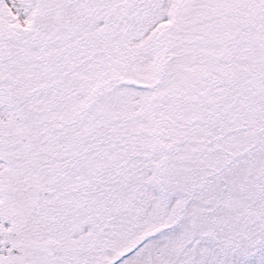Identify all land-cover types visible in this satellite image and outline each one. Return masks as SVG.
I'll list each match as a JSON object with an SVG mask.
<instances>
[{
	"label": "rangeland",
	"instance_id": "rangeland-1",
	"mask_svg": "<svg viewBox=\"0 0 264 264\" xmlns=\"http://www.w3.org/2000/svg\"><path fill=\"white\" fill-rule=\"evenodd\" d=\"M60 1L0 0V264H264L261 0H145L137 11L132 0H97L86 10L73 5L71 14L67 0L59 21ZM131 13L128 35L111 36ZM35 15L36 30L29 32ZM108 33L117 42L92 57V73L85 70L91 87L113 103L130 94L140 112L155 111L145 120L148 130L172 121L166 131L178 139L166 141L169 161L162 150L134 172L130 140L119 149L109 138L106 154L95 161L86 156L72 172L78 189L68 185L58 193L60 187L17 176L27 135L50 109L17 95V53L33 58L24 69L30 72L44 63L38 58L56 36L80 41L84 50L81 40ZM22 44H30L26 55ZM86 100L73 93L55 105L72 111ZM98 109L80 115L79 132L88 134L100 120ZM137 133V140L154 142ZM119 168L123 176L115 173ZM102 176L119 184L110 196L86 203L70 195Z\"/></svg>",
	"mask_w": 264,
	"mask_h": 264
},
{
	"label": "trees",
	"instance_id": "trees-1",
	"mask_svg": "<svg viewBox=\"0 0 264 264\" xmlns=\"http://www.w3.org/2000/svg\"><path fill=\"white\" fill-rule=\"evenodd\" d=\"M62 1L64 3L67 2V0ZM62 1H60L59 8L55 12V16L59 18V21L65 14ZM68 1V13L71 14L73 5L79 3V5L81 7L83 6V9H85L86 4L92 5L97 0ZM144 2L145 0H132L129 2V6H132L131 8L134 9V11L141 10L143 9ZM260 2L261 6H264V0ZM131 14V20H122V28L117 30L116 27L118 32L112 31L111 36L116 37L118 33L120 34L121 32L127 34L133 22L134 15L133 13ZM37 19L38 15H35L30 21L31 24L27 31L35 32ZM103 32L107 33V30L104 29L102 33ZM109 35L108 33V36H105V38L99 37L97 40H92L91 43H87L86 40L90 38H85L84 40L80 39L86 45L84 50L81 48L82 42L74 41L71 43L67 40H62L60 36H56L53 41V48L51 46L50 50L45 53L46 55L39 56L38 58L39 60L41 57L44 63H40L35 69L33 67V70H30V72H26L24 69L27 66L26 63L31 59L33 60V58L28 56L24 60L19 58L17 53V75L20 77L17 81V95L28 101L38 99V103H45L42 109L45 107L50 108L46 115L43 111L39 113L38 121H36L38 124L34 126L29 135H27L28 141H26L25 145L28 146V148L27 150H23V154L21 153L23 158L19 159L17 156L18 162L15 167L17 176H30L37 181L35 183L36 186L42 183L52 188L60 187L58 193L65 191L68 185L76 186V189H78L80 185L75 184L76 180L73 178L72 172L74 170L76 173L79 171L77 168L82 166L86 156L91 155L92 161H95L100 155L106 154L107 140H109V138L113 139L115 143H118L116 147L119 149H123L125 145L128 147L127 153L129 158L127 160L133 161L134 172L139 173L141 171L139 166H143V163H145V167L149 164L151 165L152 163H148L149 161L145 160V158H147V156L149 157V155H156L159 151L162 152V150H164V153L167 155V160L169 161L168 145L172 143L174 138L178 137L176 132L171 131L169 133L166 131V127L172 126V121H161L155 128H150L148 130V127L145 125V120L149 115H154L153 112L155 111L150 112L147 110V112H140L141 105H133V103L136 102L135 97L130 94L119 101L114 99L113 103L103 92L99 91L97 88L91 87L94 82L92 78L89 77V74L86 75L85 70L88 69V73H92L95 65V60H92V57L102 50L108 51L111 49V44L117 42L116 38L113 39V41L109 40ZM34 38L35 37H30L31 40ZM93 38H96V36ZM125 42H127L126 39ZM29 45L30 44H22L20 49L23 48L24 52H20L26 55L28 51L25 52V50ZM4 66L5 69L12 67V65L7 66L6 63L3 67ZM39 74H46L49 75V77L44 81L43 76ZM226 77L228 79L230 75L226 74ZM34 80H36V82ZM39 81L42 83H38ZM46 82L48 85H46ZM222 83V85H226L225 80L222 81ZM64 86H66L65 94L59 96L57 90L60 87L64 88ZM73 93H78L80 100L81 98H87V100L84 104H81L82 107L79 109L77 107L76 110L67 111L62 109L61 111L59 109L60 107L56 106L55 103L62 98L66 99ZM128 104L129 106H127ZM97 106H99L98 111L101 115L100 120L88 129V134H82V131L79 132V130L84 128V124H81L83 118L80 115ZM183 111H185V109L182 111L178 109L176 112L179 114ZM137 131L140 132L139 134H141V137L148 139L149 136H152L154 142L150 143L144 140H137ZM33 139L35 147L30 146ZM125 139H129L130 142L124 145ZM167 140L171 142L166 145ZM22 141L23 138H21V142ZM165 145L166 149L164 148ZM101 146L103 149H100ZM129 146H131V149ZM136 159L139 160L135 161ZM125 166L126 165L122 164V167ZM100 170H102V168ZM121 170L122 168H119L115 173H119L118 175L123 176L124 173H122ZM104 174L106 176L110 175L106 172ZM155 175H157L156 172ZM106 176H102L101 181L100 179L96 180L98 178L89 181L87 184L83 185L81 190H74V193L70 195L74 196L77 202H80L79 200L82 198L86 203L96 199L98 200L101 197H106L107 195L110 196L112 192L117 189L119 184L112 185L111 181L107 184L105 181ZM102 183L104 186L100 187ZM122 183L120 184L124 187L125 185ZM27 185H31V182H28ZM50 189L51 188H49V190ZM80 191H83V194H86L87 197L83 198L80 196ZM70 210L69 208L67 209L68 212ZM76 211L77 209H74V212Z\"/></svg>",
	"mask_w": 264,
	"mask_h": 264
},
{
	"label": "flooded vegetation",
	"instance_id": "flooded-vegetation-1",
	"mask_svg": "<svg viewBox=\"0 0 264 264\" xmlns=\"http://www.w3.org/2000/svg\"><path fill=\"white\" fill-rule=\"evenodd\" d=\"M257 122H258V119H257ZM262 127H264V125H262Z\"/></svg>",
	"mask_w": 264,
	"mask_h": 264
}]
</instances>
